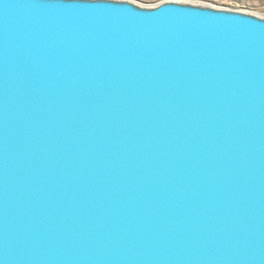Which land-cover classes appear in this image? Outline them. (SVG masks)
Returning a JSON list of instances; mask_svg holds the SVG:
<instances>
[{
    "label": "water",
    "instance_id": "1",
    "mask_svg": "<svg viewBox=\"0 0 264 264\" xmlns=\"http://www.w3.org/2000/svg\"><path fill=\"white\" fill-rule=\"evenodd\" d=\"M0 264H264V17L0 0Z\"/></svg>",
    "mask_w": 264,
    "mask_h": 264
},
{
    "label": "rangeland",
    "instance_id": "2",
    "mask_svg": "<svg viewBox=\"0 0 264 264\" xmlns=\"http://www.w3.org/2000/svg\"><path fill=\"white\" fill-rule=\"evenodd\" d=\"M144 6H154L165 0H133ZM201 5L242 10L264 17V0H177Z\"/></svg>",
    "mask_w": 264,
    "mask_h": 264
}]
</instances>
